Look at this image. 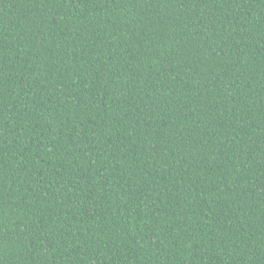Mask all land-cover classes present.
<instances>
[{
  "label": "trees",
  "instance_id": "obj_1",
  "mask_svg": "<svg viewBox=\"0 0 264 264\" xmlns=\"http://www.w3.org/2000/svg\"><path fill=\"white\" fill-rule=\"evenodd\" d=\"M0 264H264V0H0Z\"/></svg>",
  "mask_w": 264,
  "mask_h": 264
}]
</instances>
